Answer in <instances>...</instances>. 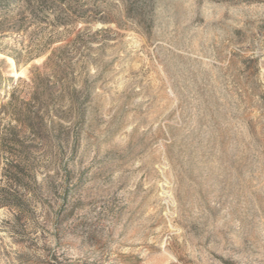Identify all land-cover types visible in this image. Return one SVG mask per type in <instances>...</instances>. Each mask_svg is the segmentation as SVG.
Returning a JSON list of instances; mask_svg holds the SVG:
<instances>
[{"label":"rangeland","instance_id":"obj_1","mask_svg":"<svg viewBox=\"0 0 264 264\" xmlns=\"http://www.w3.org/2000/svg\"><path fill=\"white\" fill-rule=\"evenodd\" d=\"M0 264H264V0H0Z\"/></svg>","mask_w":264,"mask_h":264}]
</instances>
